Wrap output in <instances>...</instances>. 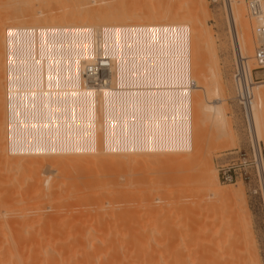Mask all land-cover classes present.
<instances>
[{"label":"rangeland","instance_id":"obj_1","mask_svg":"<svg viewBox=\"0 0 264 264\" xmlns=\"http://www.w3.org/2000/svg\"><path fill=\"white\" fill-rule=\"evenodd\" d=\"M20 1L0 0L4 37L5 30L18 24V17L25 11ZM56 1L30 3L36 10L48 11L50 18L60 14V4L71 6L73 2L84 3L85 10L95 5L103 8L110 2L108 11L114 13H118L117 4L121 12L129 2L126 10L143 4V0ZM193 1L163 0L170 6L169 14L172 12L176 18L187 16L185 12ZM205 4L209 15L198 12L197 16L205 20L214 43L210 48L204 47V58L196 71L200 68L198 76L202 83L216 89L211 97L219 98L223 120L213 117L210 110L196 114L192 107V149L187 152L190 160L185 164L134 170L105 167L95 171L98 173L91 172L89 167L57 169L50 179L55 184L50 191H42L47 174L33 170L17 175L0 167V264H264V197L258 172L259 165L264 166V101L258 110V165L251 132L235 98L233 76L239 61L226 0H205ZM244 6L256 41L253 57L259 38L254 22L247 16L245 0ZM31 13L25 15L32 16ZM184 22L192 27L191 22ZM2 59L0 82L4 83L5 95V52ZM251 59L247 65L253 77L256 82H264V68L256 67ZM234 150L239 152L232 154ZM241 154L247 159L249 179L236 183L219 179V188L230 190L231 195L212 196L202 173H219L220 163ZM21 180H29L25 185L30 184L21 185ZM32 180L38 182L34 187Z\"/></svg>","mask_w":264,"mask_h":264},{"label":"built area","instance_id":"obj_2","mask_svg":"<svg viewBox=\"0 0 264 264\" xmlns=\"http://www.w3.org/2000/svg\"><path fill=\"white\" fill-rule=\"evenodd\" d=\"M245 3L254 32L262 38L255 48L254 62L256 67L264 68V0ZM137 33L147 41L145 50L150 46L151 56H139V49L134 48V30L82 28L80 46L84 53L63 59L62 74L45 75V83L39 82V88L36 80L28 85L38 89L42 116L35 120L22 118L17 123L6 111L7 144L18 143L19 153L26 155L37 151L76 154L189 150L191 87L195 84L190 76L189 29L185 25H160L153 30L145 26ZM152 38L156 40L151 42ZM52 66L48 70L54 71ZM8 67L7 61L6 91ZM233 81L235 98L250 133L257 78L241 61ZM47 103H51L48 115ZM16 129L23 131L18 133ZM246 166L243 154L227 159L218 165L219 179L245 182L249 179Z\"/></svg>","mask_w":264,"mask_h":264},{"label":"bare ground","instance_id":"obj_3","mask_svg":"<svg viewBox=\"0 0 264 264\" xmlns=\"http://www.w3.org/2000/svg\"><path fill=\"white\" fill-rule=\"evenodd\" d=\"M46 1L48 3H52L53 0ZM58 1L60 2V0H57L56 2L58 3ZM92 1H94L93 3H95L98 0H91V2ZM119 1L121 2V0ZM63 2L61 0L60 3ZM69 2H67L66 0L65 3ZM142 2L143 4L139 5L138 7L132 6L130 7V9L128 7L126 10V6L130 4L129 2V4L122 8V12L120 10L121 8L119 9L118 7L119 4H117V6L114 5V7L116 6V9L118 8V13H114L115 11L113 12L112 10L111 12L108 11L111 9L107 8L110 2L107 4V6H102L103 8H99L98 6L96 8V5L93 6L94 8H92L89 5L91 9H88V7L86 6L88 10H85L86 8L84 9V3L83 5H81L82 3L78 5V3L73 4L74 2H71V6L70 4L66 5L64 3L65 5L60 4L61 6L59 5L58 7V9H62L59 10L60 12L57 9L60 14H57L56 17L50 18L46 15L49 13L48 11L47 13L46 10H36L32 7L33 5L30 3V0H22L20 1V4H23L21 5V8H24L23 10H25V13L23 12L21 17H18V24L10 26L9 28L7 27L8 29L6 30V37H4V34L2 36L1 22L3 19H0V62L1 60L3 61L4 58L2 59V57L4 56L5 52V58L7 59L9 65V85L8 91H6L5 87V95L3 91L4 83L1 84L0 82V167L3 171L20 175L22 173L35 170L37 172H42V174H47L43 180L45 188H42V191H50L52 188H54L55 185L54 182L50 179L57 169L71 170L78 169L80 167H89L91 169V172H95L99 169H105V167H112L126 169L128 168L134 170L138 168L141 169L142 167L144 168L156 165L174 166L185 164L190 160L189 154H187V152H189L192 147L189 150L185 151L186 154L178 153L183 151L173 150L149 152L133 151L128 153L112 152L107 154L105 153L106 155H104L102 151H93L91 153L79 152L76 154H58L56 152L37 151L34 154L26 155L19 153L18 143L12 142L9 145L7 144V121L5 110L9 111V114L13 119L16 120L17 123H19L18 121L22 118H30L35 120L42 116L39 111L38 89H34V87H28V85L31 81L36 80V87L39 88V82L40 84L45 83V75H52L57 72H59V75L62 74L61 68L63 59L70 57L72 58L77 53H84L80 44L82 43L81 29L85 27L90 29L123 27L134 30V48L139 49L137 51L139 53V56L147 57L151 56V48L150 46H148L147 50H145L147 41L144 42L143 36H141V38L138 37L139 34L137 33V29L147 26L151 27L153 30L160 25L187 26L189 29L188 56L191 66V79L194 75L192 73V70L196 72L193 77V81L195 82V84L191 87L190 124L192 126V107L194 108V112L196 114H206L207 111L210 110L212 111L213 117L223 120V113L220 108V103L217 101V99L219 98L211 97V95H214L216 93V89L210 87L209 83H202L200 81V78L198 76L200 68L198 71H196L198 62L204 58V53H202V51H206L204 47L207 46L208 48H210V45H213L214 43L210 30H208L204 24L205 20L197 16L198 12L209 15L205 0H194L193 5L191 7L189 6L190 8H187L188 11L186 10L187 12H185L187 16L183 15L179 18H176L177 16L174 14L172 15V12L169 14L170 6L167 7L164 4L163 0H147V2L145 3L143 0ZM226 4L227 16L235 54L239 63L243 61L246 65L248 64L249 59L252 58L251 60L254 61L252 55L254 51V44L256 43V41H254L252 37L250 25L248 24L249 22L248 20H246L247 18L244 0H226ZM104 8L105 10H103L102 12V9ZM32 10L36 11L32 12V14L31 12H29ZM29 13H31L32 16L25 15ZM144 13H146V16L144 15ZM184 20L191 22L192 27L190 28L191 25L185 23ZM42 21H47L50 23H41ZM106 24L117 25L104 26ZM41 25L50 26L42 27ZM78 35H80V37ZM258 38L259 41L262 40L261 37ZM155 40L152 38L151 42H154ZM120 47L121 43H118V48L120 49ZM92 56L93 54L91 53L87 54L86 57L90 59ZM51 64H53L52 67L54 68V71L48 70V67ZM254 65L255 64H253V66ZM2 69L4 68H0V74L3 72H1ZM56 69H58V71ZM249 72L251 74L250 69ZM32 96L34 97L33 99H31ZM44 96L48 97V94H45ZM263 101L264 82H254L253 101L251 108L252 118H250V132L255 146L254 151L257 164L259 161V154L256 149V140L258 141L260 135L259 117H261L258 116V110L259 107H261V105L263 104ZM46 110V114L48 115V111L51 110V103H47ZM22 131V129H16L15 132L21 133ZM258 170L259 182L264 197V166L261 167L259 165ZM206 173L207 172L202 173V179L204 185L207 187L212 196L220 197L231 195L230 190H227L223 187L219 188L222 183L219 181L218 173L216 170H213L211 175ZM27 182L21 180L20 184L25 185ZM32 183V187L38 184V182L34 181ZM28 184H30V182ZM28 184L25 186H28Z\"/></svg>","mask_w":264,"mask_h":264}]
</instances>
